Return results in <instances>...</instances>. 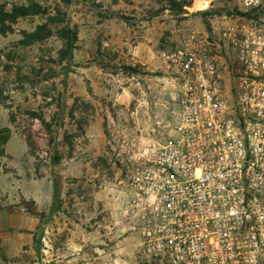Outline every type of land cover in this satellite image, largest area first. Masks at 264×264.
Segmentation results:
<instances>
[{
  "label": "rangeland",
  "instance_id": "1",
  "mask_svg": "<svg viewBox=\"0 0 264 264\" xmlns=\"http://www.w3.org/2000/svg\"><path fill=\"white\" fill-rule=\"evenodd\" d=\"M198 1L0 0V12L32 9L0 20V130H10L0 147V264H152L107 137L137 115L166 139L174 94L162 53L193 32L212 40L239 11L238 0L202 10Z\"/></svg>",
  "mask_w": 264,
  "mask_h": 264
},
{
  "label": "built area",
  "instance_id": "2",
  "mask_svg": "<svg viewBox=\"0 0 264 264\" xmlns=\"http://www.w3.org/2000/svg\"><path fill=\"white\" fill-rule=\"evenodd\" d=\"M238 9L212 40L193 32L162 53L164 141L137 115L107 137L152 264H264V0Z\"/></svg>",
  "mask_w": 264,
  "mask_h": 264
},
{
  "label": "trees",
  "instance_id": "3",
  "mask_svg": "<svg viewBox=\"0 0 264 264\" xmlns=\"http://www.w3.org/2000/svg\"><path fill=\"white\" fill-rule=\"evenodd\" d=\"M32 9L31 7L28 6H13L11 11L9 12H5L4 10H2L0 12V20L2 23L5 22V20H10V22L15 23L17 21L18 18L21 17H27L31 14ZM202 15L206 16L207 13L206 12H201ZM206 21V19H205ZM207 23V27L208 29H212L211 24L209 23V21H206ZM30 36H32V40H35L37 38H39V35H37V32H34L32 34H30ZM76 36H72V38H68L66 39L65 45H66V49L64 50V54H66L69 58L71 57L72 54V50L74 48V44H75V39ZM9 134H10V130L9 129H1L0 130V147L4 144L7 143L8 139H9Z\"/></svg>",
  "mask_w": 264,
  "mask_h": 264
},
{
  "label": "bare ground",
  "instance_id": "4",
  "mask_svg": "<svg viewBox=\"0 0 264 264\" xmlns=\"http://www.w3.org/2000/svg\"><path fill=\"white\" fill-rule=\"evenodd\" d=\"M208 3L209 2L206 1V0L198 1L195 6H196L197 10H202V9H205L208 6Z\"/></svg>",
  "mask_w": 264,
  "mask_h": 264
}]
</instances>
